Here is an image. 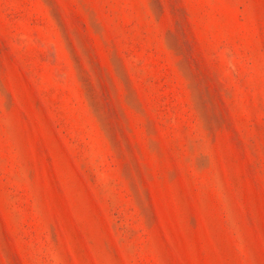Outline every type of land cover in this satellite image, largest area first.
Returning a JSON list of instances; mask_svg holds the SVG:
<instances>
[{"label": "rangeland", "instance_id": "obj_1", "mask_svg": "<svg viewBox=\"0 0 264 264\" xmlns=\"http://www.w3.org/2000/svg\"><path fill=\"white\" fill-rule=\"evenodd\" d=\"M0 264H264V0H0Z\"/></svg>", "mask_w": 264, "mask_h": 264}]
</instances>
